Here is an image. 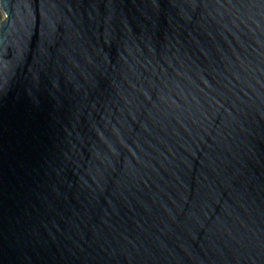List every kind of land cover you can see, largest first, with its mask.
<instances>
[{"label":"water","instance_id":"obj_1","mask_svg":"<svg viewBox=\"0 0 264 264\" xmlns=\"http://www.w3.org/2000/svg\"><path fill=\"white\" fill-rule=\"evenodd\" d=\"M0 13V264H264V0Z\"/></svg>","mask_w":264,"mask_h":264},{"label":"rangeland","instance_id":"obj_2","mask_svg":"<svg viewBox=\"0 0 264 264\" xmlns=\"http://www.w3.org/2000/svg\"><path fill=\"white\" fill-rule=\"evenodd\" d=\"M1 18H2V15H1V13H0V21H1Z\"/></svg>","mask_w":264,"mask_h":264}]
</instances>
